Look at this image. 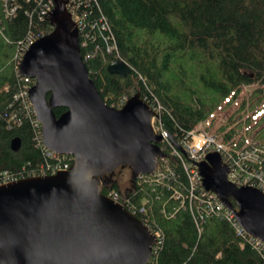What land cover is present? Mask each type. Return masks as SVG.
Masks as SVG:
<instances>
[{
	"label": "trees",
	"instance_id": "trees-1",
	"mask_svg": "<svg viewBox=\"0 0 264 264\" xmlns=\"http://www.w3.org/2000/svg\"><path fill=\"white\" fill-rule=\"evenodd\" d=\"M3 8L0 0V174L26 177L55 160L40 142L34 113L18 96L19 54L30 36L42 37L55 28L51 18L40 20L34 2L9 18ZM79 10L86 16L88 36L80 37V43L87 42L81 54L108 104L121 108L139 93L159 109L164 130L176 141L185 140L217 109H229L230 124L239 113L245 117L241 129L264 152V0H83ZM108 36L131 66L129 75L109 72L118 59L107 52ZM253 84L258 86L247 97L244 86ZM54 110L60 116L66 108ZM221 130L228 140L238 133L228 126ZM15 138L22 141L18 151L11 146ZM161 146L175 176L159 184L136 178L125 193L138 206L145 202L148 217L165 233L164 245L148 264H262L264 257L238 235L234 222L222 212L206 217L202 202L191 198L186 154L174 156L170 144ZM103 181L104 194H124L118 181ZM177 189L184 193V205L183 197L174 196Z\"/></svg>",
	"mask_w": 264,
	"mask_h": 264
},
{
	"label": "water",
	"instance_id": "water-1",
	"mask_svg": "<svg viewBox=\"0 0 264 264\" xmlns=\"http://www.w3.org/2000/svg\"><path fill=\"white\" fill-rule=\"evenodd\" d=\"M54 31L36 40L20 65L46 148L73 156L68 171L0 186V264H148L155 236L127 207L102 192L100 176L130 165L137 178L153 174L167 153L153 127L156 111L140 94L117 108L102 97L81 54L79 31L56 0ZM127 76L122 59L108 66ZM65 107L60 116L55 108ZM174 144L184 152L172 137ZM15 138L12 149L20 150ZM215 192L249 234L264 241V193L237 187L220 153L199 164ZM106 183V182H105Z\"/></svg>",
	"mask_w": 264,
	"mask_h": 264
},
{
	"label": "built area",
	"instance_id": "built-area-1",
	"mask_svg": "<svg viewBox=\"0 0 264 264\" xmlns=\"http://www.w3.org/2000/svg\"><path fill=\"white\" fill-rule=\"evenodd\" d=\"M31 2H34L39 6L38 15L40 20L51 18V14L56 8V0H4L3 10L6 18L15 16L17 10L23 4L26 5ZM62 2H66V9L71 16V20L74 23V26L79 31V44H81L80 48L81 46H86L87 42L85 38H83L82 43H80L81 36L88 37L85 28L86 16L82 14L79 10V7L83 4V0H62ZM0 35H3L1 26ZM39 38L41 37L37 35H32L24 42L22 51L19 54L20 65L27 50ZM109 39L110 37L108 36L106 39L107 52L110 54H114L117 59H120L118 57L119 55L116 52L117 46L113 43H109ZM96 50H99V46ZM94 54H96V52ZM19 74L22 78V86L18 96L24 100L26 108L34 113L35 124L37 126H41L40 142L44 146L47 156L53 158L55 160V163H48L46 166H42L39 171H33L32 173H29V175L26 177L25 175H22L20 177L10 173L9 171H4L0 174V186L27 177L49 176L55 175L59 172L68 171L73 166L72 161H74L73 156L66 154H57L56 152H53L45 147L42 139V125L37 119L35 109L30 101V90L35 85L36 81L34 78L22 76L20 72V66ZM153 108L155 110L156 107ZM152 123L156 133L163 134V136L165 137L162 144H164L165 142L167 144H170L172 148L171 154L174 156H180L182 158V151L174 144L170 135L163 128V124L161 123V117L159 115V109H157L156 116H154ZM225 137L226 135L224 133H220V135H217L216 133L210 132L208 129H202L200 125H196L188 133V136L185 140L177 141L179 145L183 148V153L187 156L185 159L183 158V164L191 184L190 195L192 199H198V201H201L202 204L205 206L206 217H211L214 212L224 213L227 219L234 222L238 235L245 242L252 244V246L257 249L264 257V241L249 234L247 230L240 225L234 212H232L225 206L219 196L213 191L206 190V188L204 187L203 176L200 173L199 164L201 162L206 161L209 154L220 153L223 158V162L227 165L229 169L228 180L231 183H233L237 187H256L264 193V165L262 164V156L264 152L262 151V149L257 146V143H255L252 139L248 138L245 132L240 135L234 134L230 137V140L226 139ZM239 137H241V140H238ZM238 143H241L240 146L237 145ZM163 149L165 150V148ZM169 176L174 177L175 173L167 154V156L162 157L160 159L159 167L156 172H154L153 174H140L137 176V178L146 177V181L153 180L154 182H157L159 184L165 182V180ZM196 191H198V194H196ZM107 196L117 202H120L123 206L127 207L135 216L140 218L153 232L155 236V243L152 248V255L150 259V263H152L155 255H157L158 251L165 243V233L155 221L151 220V218L148 217L146 203L144 202L140 206H138L131 201L130 197L127 194L122 195L116 190H111L109 194H107ZM174 196L177 198L183 197L184 199L182 203L183 205L185 204L184 193L181 192L179 189L175 190ZM191 204L192 202L190 203V205ZM190 207L192 209V205ZM165 211L166 210L164 209L163 213H166ZM205 216H202L203 220ZM244 244V242L241 243L242 247H244ZM262 264H264V261Z\"/></svg>",
	"mask_w": 264,
	"mask_h": 264
},
{
	"label": "rangeland",
	"instance_id": "rangeland-1",
	"mask_svg": "<svg viewBox=\"0 0 264 264\" xmlns=\"http://www.w3.org/2000/svg\"><path fill=\"white\" fill-rule=\"evenodd\" d=\"M116 55V54H115ZM120 59L124 60L122 57L118 56ZM119 60V59H118ZM256 86H258L257 84H253V85H246L244 86V90L246 91L247 97L250 96L252 94V90L253 88H255ZM243 97H241L239 99V101L237 103H235L232 107H231V111L234 113L236 112L235 110H238L239 108V103L242 100ZM126 103V102H125ZM154 107V106H153ZM231 112L229 111V109H225V108H219L217 109L210 118H208L205 121H201L200 123H198L197 125H200L202 129L204 130H209L212 133H216L217 135H220V133L223 134V131L221 130V127L223 126H228L229 128H234L236 130L237 135L243 134L244 132H246L244 129H241V125H239V123L243 120L240 119H245V117H241L240 118V113L238 115H235L234 118L238 119L237 121H235L234 123L230 124V117H231ZM246 120V119H245ZM165 139V137H164ZM118 183L121 185V189L124 192V194L127 192V189H129L130 187V173L129 172H125L120 178ZM132 186V185H131Z\"/></svg>",
	"mask_w": 264,
	"mask_h": 264
},
{
	"label": "flooded vegetation",
	"instance_id": "flooded-vegetation-1",
	"mask_svg": "<svg viewBox=\"0 0 264 264\" xmlns=\"http://www.w3.org/2000/svg\"><path fill=\"white\" fill-rule=\"evenodd\" d=\"M129 172L130 173V187L133 185L134 180L136 179L134 174H133V169L131 168L130 165H125V166H120L118 167L115 171L111 173L104 174L100 176L101 180L103 181L104 178H110L111 180H116L119 181V178L125 173ZM104 183V181H103ZM119 186H121L119 184Z\"/></svg>",
	"mask_w": 264,
	"mask_h": 264
},
{
	"label": "bare ground",
	"instance_id": "bare-ground-1",
	"mask_svg": "<svg viewBox=\"0 0 264 264\" xmlns=\"http://www.w3.org/2000/svg\"><path fill=\"white\" fill-rule=\"evenodd\" d=\"M154 182V181H153Z\"/></svg>",
	"mask_w": 264,
	"mask_h": 264
}]
</instances>
